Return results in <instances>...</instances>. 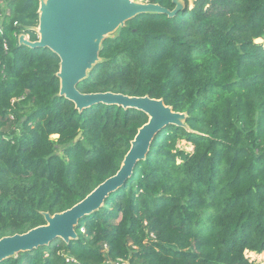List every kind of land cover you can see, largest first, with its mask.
<instances>
[{
  "label": "trees",
  "instance_id": "1",
  "mask_svg": "<svg viewBox=\"0 0 264 264\" xmlns=\"http://www.w3.org/2000/svg\"><path fill=\"white\" fill-rule=\"evenodd\" d=\"M185 4L172 18L126 22L77 89L162 99L186 114L188 130L159 131L132 176L78 221L76 240L0 264H256L245 252L264 253V45L255 42L264 0ZM38 7L0 0V239L44 225L43 213L113 176L148 121L112 105L79 112L58 96L59 58L18 43L38 39Z\"/></svg>",
  "mask_w": 264,
  "mask_h": 264
},
{
  "label": "water",
  "instance_id": "2",
  "mask_svg": "<svg viewBox=\"0 0 264 264\" xmlns=\"http://www.w3.org/2000/svg\"><path fill=\"white\" fill-rule=\"evenodd\" d=\"M171 0L173 10L154 3L135 0H39L36 41L20 35L18 43L28 48H45L59 58V97L72 102L79 112L94 105L104 104L143 112L148 121L140 127L130 142V148L118 171L97 185L71 208L50 215L43 213L45 224L23 234L0 239V262L21 252H30L48 246L54 240L68 244L77 239L78 221L98 211L112 192L122 187L132 176L134 166L143 161L156 134L167 126L183 127L186 114L174 112L162 99L130 97L111 92L83 94L77 85L101 62L99 52L102 42L113 36L125 23L140 14H159L169 18L185 10V2ZM79 133L74 142L81 138Z\"/></svg>",
  "mask_w": 264,
  "mask_h": 264
},
{
  "label": "rangeland",
  "instance_id": "3",
  "mask_svg": "<svg viewBox=\"0 0 264 264\" xmlns=\"http://www.w3.org/2000/svg\"><path fill=\"white\" fill-rule=\"evenodd\" d=\"M187 4L189 7L188 9H190L192 7V2L189 1L187 2ZM256 43H260L264 45V40H262L261 42H256ZM53 138H56V137H53ZM178 148L183 149L186 152H189L192 149L191 146L189 144H186L185 142H180L178 145ZM245 255H246V258L251 262H254L256 264H264V253L257 254L253 252L252 253L245 252Z\"/></svg>",
  "mask_w": 264,
  "mask_h": 264
},
{
  "label": "built area",
  "instance_id": "4",
  "mask_svg": "<svg viewBox=\"0 0 264 264\" xmlns=\"http://www.w3.org/2000/svg\"><path fill=\"white\" fill-rule=\"evenodd\" d=\"M135 1H137V2H139V3H143V4H147V3H152L151 2V0H135ZM0 32H1V23H0ZM15 101H12V103H14ZM246 253H252V252H247L246 251ZM245 257H246V255H245ZM105 264H127L126 262H124V261H121V260H118V261H106V263Z\"/></svg>",
  "mask_w": 264,
  "mask_h": 264
},
{
  "label": "bare ground",
  "instance_id": "5",
  "mask_svg": "<svg viewBox=\"0 0 264 264\" xmlns=\"http://www.w3.org/2000/svg\"><path fill=\"white\" fill-rule=\"evenodd\" d=\"M262 41V39H257V40H255V42H261Z\"/></svg>",
  "mask_w": 264,
  "mask_h": 264
}]
</instances>
